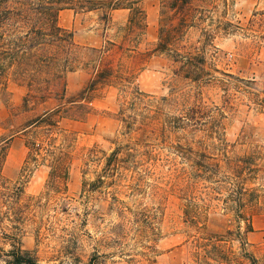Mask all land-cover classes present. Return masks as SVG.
I'll use <instances>...</instances> for the list:
<instances>
[{
  "label": "rangeland",
  "instance_id": "374dc122",
  "mask_svg": "<svg viewBox=\"0 0 264 264\" xmlns=\"http://www.w3.org/2000/svg\"><path fill=\"white\" fill-rule=\"evenodd\" d=\"M137 1L146 36L134 55L109 53L132 90L82 95L91 72L67 73L81 101L38 162H25L30 125L57 104L24 110L13 69L0 83V264L20 248L37 264H264V0H216L181 38L190 67L150 55L161 2ZM100 17L68 9L60 24L82 48L119 44L124 14L107 37Z\"/></svg>",
  "mask_w": 264,
  "mask_h": 264
},
{
  "label": "trees",
  "instance_id": "16d2710c",
  "mask_svg": "<svg viewBox=\"0 0 264 264\" xmlns=\"http://www.w3.org/2000/svg\"><path fill=\"white\" fill-rule=\"evenodd\" d=\"M160 2V33L150 55L166 53L190 67L197 57H192L189 52L180 53L178 47L181 38L190 28L209 18L208 15L217 8L216 0ZM68 9L77 13H100V21L104 25L103 37H107L106 31L111 26L113 13L127 11V22L118 27L116 34L120 39L119 44L106 40L100 48L80 47L75 42L73 32L60 24L62 12ZM148 27L146 9L137 0H0V83L7 86L9 71L13 69L11 80L27 90L23 99L24 110L48 103L50 106L57 104L54 108H47L30 125L31 138L26 145L29 153L25 162H38L44 143L42 139L54 140L59 119L70 115L81 101L67 98V73L74 72L80 65L91 72L82 95L95 92L101 86L116 85L125 91L132 90V70L122 61L115 63L110 60L109 53L117 48L123 56L134 55ZM137 95L140 93L137 92ZM117 154L118 151H114L112 157ZM4 159L5 154H1L0 177ZM13 257L12 264H37L35 258L21 248L13 252ZM88 264L95 263L91 260Z\"/></svg>",
  "mask_w": 264,
  "mask_h": 264
},
{
  "label": "crops",
  "instance_id": "0c3cea01",
  "mask_svg": "<svg viewBox=\"0 0 264 264\" xmlns=\"http://www.w3.org/2000/svg\"><path fill=\"white\" fill-rule=\"evenodd\" d=\"M117 12H121V13H123L124 14V16H125V18H126V22H127V19H128V12L127 11H124V10H118V11H115L114 13H117ZM114 13H113V15H114ZM148 16V15H147ZM149 25V24H148ZM148 29H149V27H148Z\"/></svg>",
  "mask_w": 264,
  "mask_h": 264
}]
</instances>
